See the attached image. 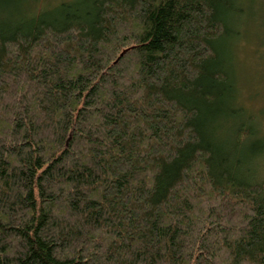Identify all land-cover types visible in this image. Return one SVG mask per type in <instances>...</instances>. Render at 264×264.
<instances>
[{
	"label": "trees",
	"instance_id": "obj_1",
	"mask_svg": "<svg viewBox=\"0 0 264 264\" xmlns=\"http://www.w3.org/2000/svg\"><path fill=\"white\" fill-rule=\"evenodd\" d=\"M246 13L0 0V264H264V178L241 171L264 137L232 54Z\"/></svg>",
	"mask_w": 264,
	"mask_h": 264
},
{
	"label": "rangeland",
	"instance_id": "obj_2",
	"mask_svg": "<svg viewBox=\"0 0 264 264\" xmlns=\"http://www.w3.org/2000/svg\"><path fill=\"white\" fill-rule=\"evenodd\" d=\"M46 1L51 3L55 0ZM242 3L247 7L241 21L244 39L232 48L236 89L240 101L256 117L259 136L264 137V0H242ZM222 135L224 137L225 133ZM243 164L241 171L249 172L251 177L264 178V154L251 160L245 159Z\"/></svg>",
	"mask_w": 264,
	"mask_h": 264
},
{
	"label": "water",
	"instance_id": "obj_3",
	"mask_svg": "<svg viewBox=\"0 0 264 264\" xmlns=\"http://www.w3.org/2000/svg\"><path fill=\"white\" fill-rule=\"evenodd\" d=\"M127 51V49H124L119 56H122L125 52Z\"/></svg>",
	"mask_w": 264,
	"mask_h": 264
}]
</instances>
